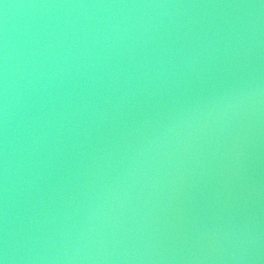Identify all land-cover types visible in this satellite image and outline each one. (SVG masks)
I'll use <instances>...</instances> for the list:
<instances>
[{
	"label": "water",
	"instance_id": "water-1",
	"mask_svg": "<svg viewBox=\"0 0 264 264\" xmlns=\"http://www.w3.org/2000/svg\"><path fill=\"white\" fill-rule=\"evenodd\" d=\"M4 264H264V0H0Z\"/></svg>",
	"mask_w": 264,
	"mask_h": 264
},
{
	"label": "clouds",
	"instance_id": "clouds-1",
	"mask_svg": "<svg viewBox=\"0 0 264 264\" xmlns=\"http://www.w3.org/2000/svg\"><path fill=\"white\" fill-rule=\"evenodd\" d=\"M0 264H4V260L3 259H0Z\"/></svg>",
	"mask_w": 264,
	"mask_h": 264
}]
</instances>
